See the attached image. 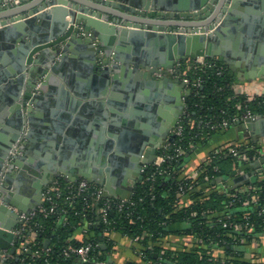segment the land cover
Instances as JSON below:
<instances>
[{"label": "water", "instance_id": "water-1", "mask_svg": "<svg viewBox=\"0 0 264 264\" xmlns=\"http://www.w3.org/2000/svg\"><path fill=\"white\" fill-rule=\"evenodd\" d=\"M7 1L0 0V91L8 95L0 114L6 124L0 131V173L26 122L27 140L36 142L32 115L38 101L50 99L64 121L74 125L76 115L87 113L91 105L96 108L98 131L93 142L99 153L90 167L68 175L69 181L85 179L103 187L107 198L129 199L161 145L167 139L174 141L169 122L179 119L188 102L190 91L169 77L168 70L178 62L204 58L229 65L235 72L232 64L237 48L253 51V39L261 38L262 50L256 59L261 69L253 70L249 77H264V34L246 25L247 13L253 12V22L262 21L260 28L264 29V0H177L169 7L162 0H33L30 5H26L30 0H20L18 6L5 7ZM208 31L211 33L206 34ZM233 40L236 48L231 53ZM79 57L87 61L90 77L86 88L69 78L68 64H76ZM157 73L162 76L157 78ZM136 76L170 96L162 100L161 95H136ZM40 80L39 93L34 95ZM180 99L184 100L182 111L174 114L175 101ZM130 106L146 112L132 111ZM65 122L55 126L56 135H52L57 148L63 141ZM43 127L44 136L50 127ZM238 128L253 143L264 139V117ZM23 150V156L14 157L13 168L17 169L9 171L0 196V257L4 251L16 255L13 244L19 241L12 231L19 226L18 217L36 211L43 204L47 186L60 177L45 168H34L27 161L28 147ZM263 166L264 155L251 165L240 166L231 176L245 174L228 181V186L248 184L264 171ZM13 178L31 193V207L18 204L11 191ZM48 245L47 241L44 247Z\"/></svg>", "mask_w": 264, "mask_h": 264}, {"label": "trees", "instance_id": "trees-1", "mask_svg": "<svg viewBox=\"0 0 264 264\" xmlns=\"http://www.w3.org/2000/svg\"><path fill=\"white\" fill-rule=\"evenodd\" d=\"M206 61L213 64V70L200 75L203 78L199 90L201 97L189 101L188 113L192 120L228 119L246 111L264 114V106L260 103L264 95L247 101L234 89L235 78L224 63ZM217 69L222 70L220 75ZM198 131L200 129L186 130L185 156L165 165V174L160 175L152 168L144 173L124 209L110 212L107 224L99 217L94 200L87 194L71 201L61 200L56 214L44 215L38 211L21 227L22 238L16 244V257L6 264H76V258L64 257V250L69 245L88 243L94 245L95 261L90 264H113L110 262L115 246L113 235L126 237L137 244L139 262L127 264H264L248 260L244 251L245 247L264 235V213L259 215L264 208V177L252 179L249 185L253 188L245 193L243 201L232 206L227 195L217 190L216 183L219 179L230 177L240 164L236 157L224 156L221 151L235 147L252 156L254 150L247 149L254 143L249 141L248 144L221 149V154L215 158L210 155L201 165L200 175L190 178L184 175L183 167L185 158L193 150L189 149V145L205 144L219 133L206 130L201 137H195ZM215 168L218 170L215 171ZM240 185L231 189L230 193L240 191ZM181 188L185 190L184 194ZM254 195L258 205L262 206L260 209L250 201ZM184 197L190 200L187 206L181 203ZM245 200L250 203L249 208L244 205ZM112 203L117 204L118 201L113 200ZM103 204L100 203L99 208ZM78 231L83 234L81 240L75 238ZM171 234L191 238L195 249L175 251L166 248L164 240ZM47 241L46 250L44 245ZM23 246L27 251H23ZM216 247L224 251V258L215 257L213 249ZM36 251L40 252L38 256H34Z\"/></svg>", "mask_w": 264, "mask_h": 264}, {"label": "crops", "instance_id": "crops-1", "mask_svg": "<svg viewBox=\"0 0 264 264\" xmlns=\"http://www.w3.org/2000/svg\"><path fill=\"white\" fill-rule=\"evenodd\" d=\"M162 2L165 6L169 7L173 6L175 2H177V0H162ZM32 3L33 0H30V2L26 5H30ZM255 15L256 14H254L253 12L247 13L246 20L248 21L246 25L251 24L255 26V30L257 29V31L261 33L262 36L264 34L263 27L260 28L262 21L259 20L260 22H253V19L256 18ZM253 42V51L247 52L246 48H237L238 54L237 57L234 58V63L232 64V66L236 69L235 72L230 69L229 65H225L228 67V69L235 78L234 89L237 93L261 96L264 95V77L254 78V76L249 77V75L252 73L253 70L255 71V69H261L259 62H256V59H258L259 52L262 50V48L260 47V43H263V41L260 38L259 40L253 39ZM229 48L230 52L234 53V50L236 48L234 40L230 41ZM2 53H5L6 55L8 52L7 50H2ZM76 59H80L78 61L76 60V64H73L72 66L71 62H69L68 64L69 78L76 84V86L80 88H86L90 77L86 66L87 61L83 57H79ZM41 82L42 80L39 81V83ZM133 82L136 83V95H144V97L149 95L153 96V94L155 96L161 95L162 100L165 99V96H170V94L165 91L161 92L157 89H153L152 87H148L146 85L148 84V81L144 82V80H142L138 76H136V78L134 77ZM0 92L3 93H0L1 114L3 112L2 108L7 106L4 97H8V95L4 90ZM47 92L49 93V91ZM54 101L56 102V99ZM89 106V111H87V113L76 115L77 122L74 125L73 122H71V124H68L64 121V116L59 113V111L61 110L59 109L56 103H51L50 99L48 98H45L43 101H38V107L35 105L34 113L32 115V122L34 124L33 129H36L34 135L37 137V139L35 143H31L29 141L27 143V161L32 162L31 164L34 168H45L46 171L54 174H59L61 178L67 180H69L68 175L71 176L72 174H79L80 171H83L86 165L90 167V165L93 164V159L96 158L99 153V146L96 142H93V140L96 139L95 133L98 131V123L95 118L96 108L92 107L91 105ZM129 109L132 111H137L139 113L145 111L144 109H137L134 106H130ZM64 122L65 126L63 128L62 133L63 141L59 144L57 148V142L53 139L52 135H56L55 126L59 124L61 125L62 123L64 124ZM139 123L145 124L146 121H139ZM43 126L50 127V129L48 130V134L44 136L43 134H41L42 130H46V128H44ZM2 127H6V124L4 121L2 122L0 120V131ZM220 133H224L226 135L224 137H215V135H218ZM215 135L210 138L205 144L197 145L191 151L188 157L185 158L183 165L185 176H188L190 178H197L199 176L198 171L201 165L205 161H207L210 155L215 151L231 146L248 144L249 141H252L250 137H247L245 131L241 130L240 128L237 129V127H234L227 131L219 132ZM43 137H45V141L43 140ZM261 151L264 154V147ZM69 162H71L70 165L68 164ZM235 170L236 168H234L233 171ZM244 174L245 173L243 172L242 174L230 176L226 179H219L216 182L217 190L222 193L223 188L225 187L230 189L236 188L235 186L240 184H236L235 186L231 187L228 186V181H232L233 178H237ZM13 182L14 183L11 185V191L15 195H17V198L19 200L18 204H20L24 209L31 207L33 205V197L29 191H24V183L22 184V182H18L16 184V178H13ZM246 185L248 184L242 183V185H240V189H245ZM206 187L207 186H204L203 188L207 190ZM122 192L125 191L122 190ZM181 201L184 206H187L190 202L188 197H184ZM75 238L81 240L83 238L82 232H76ZM112 238L115 241V246L112 256L110 257V262H112L113 264H127L129 262H139V257L137 255L138 251L136 250V243L120 235H113ZM164 246L168 249L175 251H193L195 249V245L193 244L191 238L177 234L169 235L164 240ZM213 251L215 257H225L224 251L222 249L216 247L213 249ZM244 251L247 252L246 258L248 260H257L264 262V235L260 236L259 239L255 241L252 245L245 247ZM76 264L81 263L77 262Z\"/></svg>", "mask_w": 264, "mask_h": 264}, {"label": "built area", "instance_id": "built-area-1", "mask_svg": "<svg viewBox=\"0 0 264 264\" xmlns=\"http://www.w3.org/2000/svg\"><path fill=\"white\" fill-rule=\"evenodd\" d=\"M20 4V0H8L7 3L4 4L5 7H12V6H18ZM198 33L201 31V29L196 30ZM211 33V31H208L206 34ZM207 59L204 58H197V59H188L186 61L178 62L176 66L168 70L169 77H171L174 80L180 81L184 86L185 90L190 91V95L188 97L187 106L182 114V117L173 132L174 135V141H166L164 144L161 145V147L158 150L157 156L154 160V162L146 166L147 168L142 171V176L144 173H146L150 168L155 169L157 173L160 175L165 174L167 170L163 169V167L167 164H171L174 161H177L181 158H183L186 154V148L184 147V136L187 129H200V131L195 133V137H201L203 131H226L229 129H232L234 127H237L248 120H257L261 117H264V114H253L251 111H246L242 114H236L234 116L227 118H223L221 120L217 119H209V120H192L188 113V104L190 100H194L197 98H200V89L203 85V78H201L202 73H206L207 70H213V64H210L206 61ZM189 68V69H186ZM217 74H221L222 70L217 69ZM157 78H160L161 74H155ZM39 87L40 83H38L36 89L34 90V95L39 93ZM244 97H246L247 101H253L255 98L260 96H253L248 94H242ZM261 105L264 106V100L260 102ZM198 106V105H196ZM26 109L29 108V103H27ZM241 108V106H240ZM26 114V113H25ZM29 131L28 122L24 125V129L21 132V136L19 140L13 145L11 151L9 152V155L7 156L6 160L4 161L3 169L0 173V196L1 192L4 188V181L6 177L8 176V173L10 170H16L17 168H13V162L14 157L16 156H23L24 150L23 148L27 146L28 140L27 135ZM194 144L189 145V149L195 148ZM264 147V139H260L257 143H254L253 147H250L247 149V151L254 150V154L250 156L247 152H240L237 148L233 147L226 151H221V153L224 156L232 155L233 157H236L239 164V167L242 165H251L253 162L258 161L261 159V157L264 155L262 153V148ZM227 149V148H226ZM192 151V150H191ZM220 150L215 151L211 154L213 158H215L217 155H220ZM210 158V157H209ZM208 158V159H209ZM207 159V160H208ZM206 162V161H205ZM204 162V163H205ZM237 167L236 169H238ZM264 168V166H263ZM218 170V168H215V171ZM252 170V169H251ZM178 173V172H177ZM243 172L239 173L242 174ZM238 174V175H239ZM155 175V174H153ZM198 175H200V172L198 171ZM264 177V171L262 173L256 174L252 179L260 178L263 179ZM209 180V177L206 178ZM248 183V186H246L245 189H239L240 191H236L234 193H230V188H223L222 193L226 194L228 199H230L229 205L232 206L237 202L243 201L244 195L246 192L250 191L253 187ZM182 193H185V190L181 188ZM85 194H87L91 199L94 200V206L97 208V213L99 217L103 220L104 223H108V215L110 212H113L114 209L117 211H122L125 207V204H127L130 200L129 199H114V198H107L105 197V190L103 187H100L94 183H90L85 179L77 180V181H69L64 178H56L54 179L46 188L43 194V204L37 208L36 211L30 213L29 216L25 214H21L18 217L19 226L12 231L15 238L18 239V241L22 238V230L21 227L24 225L25 222H28L30 219L35 217L38 211L43 213L44 215H51L56 214L59 211V203L61 200L65 199L67 201H71L73 199L81 198ZM117 200V204H113L112 201ZM248 200H245L244 205L249 208V204L247 202ZM251 203L255 204V206L258 205V199L254 195L251 198ZM99 202V204H97ZM104 203L101 208H99L100 203ZM2 201L0 200V204ZM262 206L258 205V208L260 209ZM264 213V208H262V211L259 213V215ZM85 232V231H84ZM135 243V242H134ZM16 246V244H13ZM25 251H27L26 247H22ZM47 250V248H45ZM94 251V245L92 243H88L86 245L76 246V245H69L64 250V257L65 258H76L79 263L81 264H90L94 260L93 256ZM16 254H17V248H16ZM40 254L39 251H36L34 253V256H38ZM16 255H11L9 251H4L3 254L0 257V264H6L11 259H14ZM112 263V262H111ZM98 264H105V262H98Z\"/></svg>", "mask_w": 264, "mask_h": 264}, {"label": "flooded vegetation", "instance_id": "flooded-vegetation-1", "mask_svg": "<svg viewBox=\"0 0 264 264\" xmlns=\"http://www.w3.org/2000/svg\"><path fill=\"white\" fill-rule=\"evenodd\" d=\"M182 102H184V100H176L175 101V113L174 114H176V112H178V111H182L181 110V106H182ZM184 104V103H183ZM187 106V103H185V107ZM183 114V113H182ZM182 114L180 115V117H179V119L178 118H172V121L171 122H169V125H168V129L169 128H174L173 129V132L175 131V129H176V127H177V125H178V123H179V121H180V119H181V117H182ZM176 124V127H174V125ZM172 132V133H173ZM166 141H168V139L166 140ZM142 178V174L140 175V179Z\"/></svg>", "mask_w": 264, "mask_h": 264}, {"label": "rangeland", "instance_id": "rangeland-1", "mask_svg": "<svg viewBox=\"0 0 264 264\" xmlns=\"http://www.w3.org/2000/svg\"><path fill=\"white\" fill-rule=\"evenodd\" d=\"M228 133V132H227ZM226 134H224V133H220V134H218V135H215V137L217 136V137H224Z\"/></svg>", "mask_w": 264, "mask_h": 264}]
</instances>
